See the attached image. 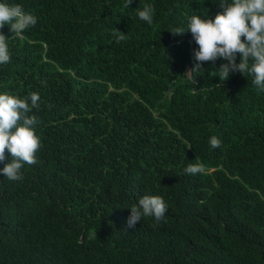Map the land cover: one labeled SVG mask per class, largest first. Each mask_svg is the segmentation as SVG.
Listing matches in <instances>:
<instances>
[{"label":"trees","instance_id":"1","mask_svg":"<svg viewBox=\"0 0 264 264\" xmlns=\"http://www.w3.org/2000/svg\"><path fill=\"white\" fill-rule=\"evenodd\" d=\"M9 2L38 20L0 28V92L39 94L41 147L21 180L0 173V264H264V92L239 72L220 81L219 59L193 83L197 45L170 32L218 0ZM145 195L165 218L130 227Z\"/></svg>","mask_w":264,"mask_h":264},{"label":"clouds","instance_id":"2","mask_svg":"<svg viewBox=\"0 0 264 264\" xmlns=\"http://www.w3.org/2000/svg\"><path fill=\"white\" fill-rule=\"evenodd\" d=\"M132 0H126L127 8ZM219 8L213 17L195 14L187 19V28L176 27L170 32L182 34L191 32L192 49L195 61L188 74L193 83L194 73H201L203 62L223 61L216 68L215 75L220 81L229 78L230 73L250 75L252 83L264 92V0H218ZM154 6L145 4L137 11L140 20L148 25L153 23ZM38 18L25 11L19 3L0 0V28L8 25L14 35H22L28 28L37 24ZM118 31V30H117ZM8 37L0 32V64L10 61ZM40 96L33 92L23 98L0 92V162L5 161V151L10 158L0 173L12 181L23 178L25 164L36 163V153L41 141L36 135L38 117L32 113L39 106ZM213 149L219 148L222 141L215 135L209 138ZM185 173L195 175L203 171L201 164H188ZM168 205L161 196L145 195L130 209L128 225L134 226L145 217L156 221L165 218Z\"/></svg>","mask_w":264,"mask_h":264}]
</instances>
